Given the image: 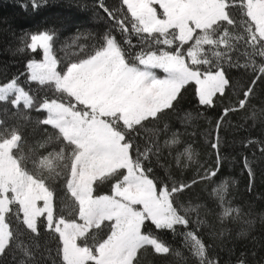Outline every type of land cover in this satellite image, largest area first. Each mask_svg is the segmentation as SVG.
<instances>
[{
    "label": "snow or ice",
    "instance_id": "obj_1",
    "mask_svg": "<svg viewBox=\"0 0 264 264\" xmlns=\"http://www.w3.org/2000/svg\"><path fill=\"white\" fill-rule=\"evenodd\" d=\"M120 5L110 8L97 0L112 29L71 59L56 55L54 30L20 37L17 51L40 56L30 58L20 74L37 89L25 88L20 76L0 81V105L5 111L42 112L38 123L53 131L26 153L19 129L3 128L0 120V264H9L5 257L11 264H41L43 252L38 259L33 250L39 244L29 247L21 240L24 234L39 237L41 225L57 241L53 264H142L149 251L171 254L157 230L188 228V214L199 206L184 207L177 197L198 181L150 178L146 162L159 158L161 147L156 140L141 147V131L174 111L188 85L195 86L200 105L212 106L230 84L225 63L251 66L254 73L239 108L264 80V0H120ZM33 6H39L36 0ZM208 175L215 177L217 169ZM57 182L71 200L67 216L56 215ZM226 186L214 190L221 203ZM232 212L224 207L222 215ZM183 235L197 264H219L195 231ZM236 264H248L243 254Z\"/></svg>",
    "mask_w": 264,
    "mask_h": 264
},
{
    "label": "trees",
    "instance_id": "obj_2",
    "mask_svg": "<svg viewBox=\"0 0 264 264\" xmlns=\"http://www.w3.org/2000/svg\"><path fill=\"white\" fill-rule=\"evenodd\" d=\"M36 3L38 7L33 6V0H0V81L24 73L30 58L40 59L31 51H17L20 37L25 33L54 30L56 55L67 60L112 29V24L98 8L97 0H36ZM104 3L110 8L121 6L120 0H104ZM232 15L240 18L236 8L232 9ZM78 34L83 35L77 40ZM114 34L118 38L121 36L118 31ZM133 42L136 43L135 37ZM234 59L241 64L245 62V58L239 55ZM255 59L259 64L261 58ZM224 68L230 84L224 95L214 97L212 106L200 105L195 86L188 85L175 110L166 112L158 124H148L147 130H142L138 137L141 147L150 140H156L161 147L159 158L153 156L150 162H146L152 168L150 178L169 184L197 180L177 200L184 207L199 206L188 214L192 223L187 229L177 226L176 232L157 230L160 239L173 252L159 255L149 251L142 257V264H197L183 235L188 230L200 236L208 246L209 257L219 264H236L241 254L248 264H264V80L257 82L245 107L239 108L242 91L254 78L252 67H231L225 63ZM20 83L36 92L37 85H29L25 76H20ZM39 94L43 96L45 92ZM5 107L0 105V120L5 121L3 128L19 129L25 139L26 153L46 139V131L52 133L50 126L45 131L38 123L44 113L23 108L17 113L15 110L5 111ZM225 109L235 110L225 114ZM165 124L168 126L166 130ZM173 134L176 143H171ZM165 141L169 143L165 145ZM214 143L216 148L212 147ZM214 168L217 175L205 177V173ZM225 182L224 202L221 203L214 190ZM54 204L57 216H67L72 208L71 200L59 182ZM229 206L233 212L223 217V208ZM198 220L202 223H197ZM21 240L29 247L39 244V248L33 250L38 259L43 252L41 264H53L54 259L58 262L57 241L43 225L39 237L31 239L24 234ZM177 251L181 255H175ZM5 259L11 264L10 257Z\"/></svg>",
    "mask_w": 264,
    "mask_h": 264
},
{
    "label": "rangeland",
    "instance_id": "obj_3",
    "mask_svg": "<svg viewBox=\"0 0 264 264\" xmlns=\"http://www.w3.org/2000/svg\"><path fill=\"white\" fill-rule=\"evenodd\" d=\"M156 72H157V75H163V74L160 72V70H156Z\"/></svg>",
    "mask_w": 264,
    "mask_h": 264
}]
</instances>
